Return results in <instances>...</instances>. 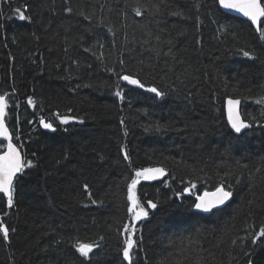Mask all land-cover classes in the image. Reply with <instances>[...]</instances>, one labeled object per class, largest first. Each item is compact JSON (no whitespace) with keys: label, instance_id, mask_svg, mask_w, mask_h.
Here are the masks:
<instances>
[{"label":"trees","instance_id":"trees-1","mask_svg":"<svg viewBox=\"0 0 264 264\" xmlns=\"http://www.w3.org/2000/svg\"><path fill=\"white\" fill-rule=\"evenodd\" d=\"M0 96L34 165L14 182L13 208L0 193V264H129L130 235L131 264H264V243L251 242L264 227V41L217 0H0ZM228 98L250 125L240 135ZM157 167L166 175L137 185L148 216L134 221L127 186ZM221 184L230 201L195 212V197ZM77 240L99 246L85 259Z\"/></svg>","mask_w":264,"mask_h":264},{"label":"snow or ice","instance_id":"snow-or-ice-1","mask_svg":"<svg viewBox=\"0 0 264 264\" xmlns=\"http://www.w3.org/2000/svg\"><path fill=\"white\" fill-rule=\"evenodd\" d=\"M218 3L220 8L235 11L246 17L251 22V24L255 26L256 32L259 33V39L264 41V2H262V0H218ZM69 11H71V9H69ZM16 12L18 13L20 20L30 19L25 15L27 8H24L23 11L20 8H17ZM139 14V11H137V15ZM243 55L249 59L255 58L252 53L248 51H243ZM120 79L125 81L127 84L138 88L145 87V85L139 79L132 78L129 75H123L120 77ZM147 91L154 93L155 96L159 98H163L164 96V93L158 90L156 87L147 88ZM115 96L121 101L124 100V93L122 90H117L115 92ZM256 102L264 103V99L258 100ZM29 103H32V101L29 100ZM239 103L240 100L238 99L227 100L228 122L236 133H240L242 129L248 128L250 126L240 118V115L237 111V106ZM7 107L8 103L6 98L4 96H0V137H2L4 141H7L6 150L0 154V193L6 197L7 207L11 209L14 206V180L17 177V174L23 173L25 168H31L34 165L32 161L24 160L21 156L19 148L12 143V134L9 133V130L4 123V117L6 115L5 110ZM57 118L61 125H67L70 123V118L67 116L61 117L59 114H57ZM72 120H75V118H72ZM76 122L83 123L82 120H78ZM40 123L45 129H49L53 132L56 131V128L52 123L45 122L43 119L40 121ZM121 123H123V120H121ZM156 127L159 129L161 126L157 125ZM126 134L127 133H125V135ZM124 159L130 160L127 152L124 153ZM164 175H166L165 170L160 167L145 168L135 172L134 178L131 179V182L127 186V199L130 202L128 211L133 214L132 218L134 221H139L140 219L148 216V212L145 210L144 206L139 203L136 194V188L140 183V180H155ZM195 188L196 185L191 184V189ZM84 191L88 194L89 199H91V192L87 185H84ZM185 192L192 194L189 189H185ZM231 196L232 192L225 190V187L221 184L220 186L216 187L215 191L213 192H205L203 195H197L195 197L196 202L194 207L199 211L210 213L215 208L223 205L227 200H229ZM92 203L95 204L96 201L93 200ZM147 207L155 209L157 205L152 201H148ZM11 231L14 232L15 229L13 228ZM124 231H129V227L127 225H125ZM0 234H2V237L5 241L9 240L10 228L3 221H0ZM262 237H264V227H262L252 238V244L256 245L258 241L264 243V240H261ZM124 243L125 247L123 249V257L125 260L129 261V264H131L130 253L135 246V241L133 240L132 235H130L124 241ZM73 246L81 257L89 259L90 253H92L94 248L98 247L99 245L77 240ZM248 255L251 254L249 253ZM248 264H252L251 259H249Z\"/></svg>","mask_w":264,"mask_h":264},{"label":"water","instance_id":"water-1","mask_svg":"<svg viewBox=\"0 0 264 264\" xmlns=\"http://www.w3.org/2000/svg\"><path fill=\"white\" fill-rule=\"evenodd\" d=\"M217 3H218V0H217ZM218 6H219V3H218ZM219 8H220V6H219ZM220 10H221L223 13H225V14H228V15H231V16H233V17H236V18H239V19L245 20V21H247L248 23L251 24V22H250L246 17H244L243 15H241L240 13H237V12H235V11H231V10L222 9V8H220ZM251 26H252V27L254 28V30H255V26L252 25V24H251ZM255 31H256V30H255ZM256 33L259 34L258 32H256ZM228 99H231V98H228ZM228 99L225 100V104H224L226 120H227L228 126H229V128L231 129V131L233 132V134H235V135H240V134H242L243 132H245L246 130H249V129H250V126H249L248 128L242 129V131H241L240 133H236V132L234 131V129L231 128V126H230V124H229V122H228V113H227V100H228ZM238 100H240V99H238ZM241 103H242V102H241V100H240V103H239V105L237 106V111H238V113H239V115H240V118H241L245 123L249 124V123L246 122V121L243 119V117H242V114H241ZM4 123H5V117H4ZM5 126H6V124H5ZM6 127H7V126H6ZM9 133H10V131H9ZM10 134H11V133H10ZM0 142H4V143L7 145V141H4L2 137H0ZM12 143H13V140H12ZM13 144H14V143H13ZM5 150H6V149H5ZM19 151H20V150H19ZM20 153H21V151H20ZM1 154H2V153H1ZM21 156H22V158H23L22 153H21ZM23 159H24V158H23ZM18 176H19V174H17V177H18ZM17 177H16V178H17ZM16 178H15V180H16ZM15 180H14V182H15ZM142 181H147V180L141 179L140 182H142ZM213 191H215V190L207 191V192H213ZM204 193H205V192H204ZM204 193H202L201 195H203ZM1 194H2V193H1ZM229 201H230V198H229V200H227L223 205H221V206H219V207H217V208L223 207V206L226 205ZM215 209H216V208H215ZM194 210H195V212H197V213L208 214V213H205V212H202V211H199V210L195 209V207H194Z\"/></svg>","mask_w":264,"mask_h":264},{"label":"bare ground","instance_id":"bare-ground-1","mask_svg":"<svg viewBox=\"0 0 264 264\" xmlns=\"http://www.w3.org/2000/svg\"><path fill=\"white\" fill-rule=\"evenodd\" d=\"M9 9V8H8ZM2 11V10H1ZM3 14V13H2ZM3 15H5V14H3ZM14 15V14H13ZM259 35V34H258ZM115 89V88H114ZM116 90H117V88H116ZM121 90V89H120ZM124 92V91H123ZM114 96V95H113ZM114 98V97H113ZM133 104V103H132ZM132 107V106H131ZM51 122V121H50ZM1 154V153H0ZM89 202V201H88ZM87 204H90V203H87ZM89 206V205H88ZM83 207V206H82ZM261 228V227H260ZM124 234V233H123ZM121 244V243H120Z\"/></svg>","mask_w":264,"mask_h":264},{"label":"rangeland","instance_id":"rangeland-1","mask_svg":"<svg viewBox=\"0 0 264 264\" xmlns=\"http://www.w3.org/2000/svg\"><path fill=\"white\" fill-rule=\"evenodd\" d=\"M75 123H77L76 120L70 119V123L69 124H75Z\"/></svg>","mask_w":264,"mask_h":264}]
</instances>
